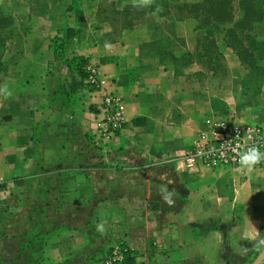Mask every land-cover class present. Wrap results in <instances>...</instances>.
Segmentation results:
<instances>
[{"label":"crops","instance_id":"1","mask_svg":"<svg viewBox=\"0 0 264 264\" xmlns=\"http://www.w3.org/2000/svg\"><path fill=\"white\" fill-rule=\"evenodd\" d=\"M113 1L118 12L100 20L91 7L89 34L70 51L122 99V127L109 137L99 135L100 92L68 95L78 77L55 60L51 24L25 31L21 46L13 35L5 41L0 85L13 96H0V216L16 220L0 221V264L13 248L24 249L16 255L25 264H104L101 249L119 241L140 264H252L246 237L256 228L264 235V165L212 168L191 152L213 114L264 131V83L251 114L242 103L251 69L224 31L200 32L187 9L200 0H154L147 9ZM156 5L159 21L148 15Z\"/></svg>","mask_w":264,"mask_h":264},{"label":"trees","instance_id":"2","mask_svg":"<svg viewBox=\"0 0 264 264\" xmlns=\"http://www.w3.org/2000/svg\"><path fill=\"white\" fill-rule=\"evenodd\" d=\"M62 1V0H61ZM80 0H72L70 10H73L74 24L69 25L66 21L59 26L54 32V35L50 39L49 47L53 51L55 60L63 62L68 66V68L77 75L78 79H73L68 85V95L76 93L77 91H93L94 88L86 81L87 71L85 67L87 65V58L82 55L71 54L73 46L77 43L84 41L89 34L88 24L85 16V10L80 6ZM113 3L111 2V5ZM66 7L62 10V4L55 8L59 12L67 11ZM112 9V14L116 11L113 8L102 7L97 9V13L108 11L110 13ZM188 15L194 18L200 19L201 24L199 28L210 27L213 31L221 32L224 31L226 41L235 49L237 54L240 56L241 61L251 71H258L260 69L261 74H264V65L255 63L256 57L248 50L249 47L244 45L240 36V30H253L254 26L264 22V6L259 8L256 5V0H239L238 10L239 16L233 26H229L235 19V6L233 0H200L190 6H187ZM134 10V9H133ZM136 10V9H135ZM126 10L122 13L125 14ZM131 14V10L127 11ZM138 14L134 15L135 17ZM65 19V18H64ZM9 17L4 16L0 13V55L5 45V41L11 36L3 33V29L6 26L11 25V20ZM208 52H215V43L210 41L206 44ZM249 51V52H248ZM247 52V53H246ZM70 54V56H66ZM259 69H258V68ZM222 68V63H221ZM250 71V72H251ZM264 83V80H263ZM117 245L123 253V258L121 261L113 262L110 264H140L137 261V253L128 248L125 242H117ZM102 252H106V258L111 254L112 248L108 250L101 249ZM105 258V260H106ZM104 264H107L104 262Z\"/></svg>","mask_w":264,"mask_h":264},{"label":"rangeland","instance_id":"3","mask_svg":"<svg viewBox=\"0 0 264 264\" xmlns=\"http://www.w3.org/2000/svg\"><path fill=\"white\" fill-rule=\"evenodd\" d=\"M80 1H81L80 6L83 8V10H85L86 17H89V14L91 15V17L93 16L92 13L94 11L91 9L92 6L94 7V9L95 8L98 9L100 7H102L103 9L111 8V2H114L113 0H80ZM238 1L239 0H233L235 6V18H238L239 16ZM71 2L72 0H62V1L61 0H0V13L4 16L9 17L12 22L10 26H6V28L3 29V33L4 34L6 33V35H11V36L13 35L14 39L17 40L16 44L21 46L23 45L22 42L24 40V36L27 35V32L25 31H28L29 33H34L36 31V27L39 24L48 22L49 24H51V28L53 31H55L59 26H61L65 21L69 25L73 24L74 22L73 10H70L68 8ZM60 4H62V10L64 9V7H66L68 8L67 11L61 10L59 12L58 10H54L55 8H58ZM256 5L259 8H263L264 0H256ZM90 11H92V13H90ZM103 11L104 12H101V14H98V20H100V18H102L103 15H106V13H109L108 11L105 10ZM58 15L60 17L62 16V20H63L62 23H60L61 20L60 17H58ZM95 24L99 25L100 21H98ZM101 28L104 30L103 26H101ZM200 32L203 33L204 35H207L209 33L211 34L216 33L210 27H208V29L201 28ZM98 33H101V30ZM240 36L242 38V41L245 43L244 45L249 47L248 50L252 53V56L254 55L256 57L254 62L256 64L259 63V61L260 63L261 61L263 62L264 61L263 58H259L257 52L259 54H262V56H264V22L255 25L253 30H249V31L245 29L240 30ZM263 80H264V74H261L260 69L258 71L253 70L246 76V89L242 103L246 107H249L251 114H254L252 112H254V109L257 106V104L261 102L259 100V93L261 92V85L263 83ZM213 115L221 120L220 114H213ZM245 123H252L258 125L257 122H245ZM169 164H173V162ZM8 206H10L9 203ZM8 211L9 210L5 212L8 213ZM10 219L16 220V217H11V215L9 216V214L8 215L2 214L0 216V221L3 222L6 221L7 224H10ZM4 251L7 252V255L5 257L6 259H3L4 260L3 263L25 264L24 260L18 259L16 255V253H21V251H24V249L22 250L16 248H13L12 250L3 249L2 252ZM257 255L258 254L256 253V257ZM2 257L4 258V254L2 255Z\"/></svg>","mask_w":264,"mask_h":264},{"label":"built area","instance_id":"4","mask_svg":"<svg viewBox=\"0 0 264 264\" xmlns=\"http://www.w3.org/2000/svg\"><path fill=\"white\" fill-rule=\"evenodd\" d=\"M86 71V81L94 88L93 91L100 92L102 117L99 135L109 137L122 127L124 117L122 99L107 91L106 78L102 77L96 68L88 67ZM245 143L258 144L264 151L263 129L257 124H232L228 120H220L216 116H210L205 119L203 126L197 132L191 157L197 158L202 165L212 168L240 166L236 151H243ZM259 165H264V163ZM122 258L121 249L119 246H115L105 263L118 262Z\"/></svg>","mask_w":264,"mask_h":264},{"label":"clouds","instance_id":"5","mask_svg":"<svg viewBox=\"0 0 264 264\" xmlns=\"http://www.w3.org/2000/svg\"><path fill=\"white\" fill-rule=\"evenodd\" d=\"M132 7L136 9H147L151 8L154 4V0H131ZM163 11L162 6L156 5V7L148 13V15L157 19V21L161 20L159 13ZM105 48H111L112 45L109 42H105ZM0 96H2L5 100L11 98L13 96V92L8 88L7 84L0 85ZM243 151H236V155L239 157L238 163L244 170L254 169L257 165L264 163V151L261 150V146L258 144H247L243 146ZM162 199L165 203H172V195L171 191H168L167 187L164 186L161 189ZM97 231L103 235L105 233V225L103 222L97 225ZM251 243V250L255 251L258 256H264V235L256 228L254 234L246 237ZM250 249L245 247L244 251L247 252Z\"/></svg>","mask_w":264,"mask_h":264},{"label":"water","instance_id":"6","mask_svg":"<svg viewBox=\"0 0 264 264\" xmlns=\"http://www.w3.org/2000/svg\"><path fill=\"white\" fill-rule=\"evenodd\" d=\"M264 256H258L256 257V259L254 260V262L252 264H260L261 260L263 259Z\"/></svg>","mask_w":264,"mask_h":264}]
</instances>
